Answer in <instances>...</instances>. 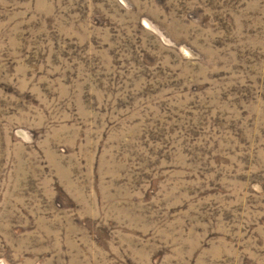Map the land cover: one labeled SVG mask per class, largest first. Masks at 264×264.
I'll use <instances>...</instances> for the list:
<instances>
[{"label": "rangeland", "instance_id": "rangeland-1", "mask_svg": "<svg viewBox=\"0 0 264 264\" xmlns=\"http://www.w3.org/2000/svg\"><path fill=\"white\" fill-rule=\"evenodd\" d=\"M0 264H264V0H0Z\"/></svg>", "mask_w": 264, "mask_h": 264}]
</instances>
